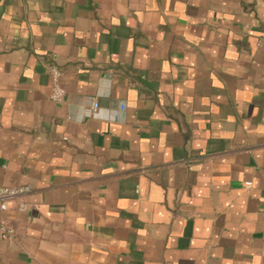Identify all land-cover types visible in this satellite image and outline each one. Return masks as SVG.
<instances>
[{
    "label": "crops",
    "instance_id": "0c3cea01",
    "mask_svg": "<svg viewBox=\"0 0 264 264\" xmlns=\"http://www.w3.org/2000/svg\"><path fill=\"white\" fill-rule=\"evenodd\" d=\"M0 185V264H264V0H0Z\"/></svg>",
    "mask_w": 264,
    "mask_h": 264
},
{
    "label": "built area",
    "instance_id": "2783aa9c",
    "mask_svg": "<svg viewBox=\"0 0 264 264\" xmlns=\"http://www.w3.org/2000/svg\"><path fill=\"white\" fill-rule=\"evenodd\" d=\"M51 74L53 77V89L51 97L57 102H62L64 100L66 91L60 82V77L62 75L61 70L57 66L51 67ZM100 104L96 101L93 103L92 107L89 108L86 112V115L89 117L95 116L97 109ZM252 182H247L246 187L250 188ZM30 190L29 185H19V186H3L0 185V208L6 210L8 208L9 201L19 195H22ZM27 205L25 203L20 205L21 210H25ZM0 229L2 230L3 237L6 239H11L14 236V230L9 226L0 222Z\"/></svg>",
    "mask_w": 264,
    "mask_h": 264
}]
</instances>
